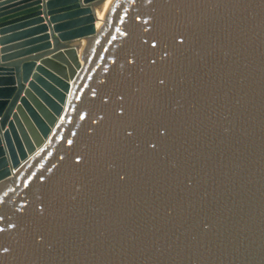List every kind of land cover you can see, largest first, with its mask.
<instances>
[{"label": "water", "instance_id": "obj_1", "mask_svg": "<svg viewBox=\"0 0 264 264\" xmlns=\"http://www.w3.org/2000/svg\"><path fill=\"white\" fill-rule=\"evenodd\" d=\"M103 1L0 0V264H264V0Z\"/></svg>", "mask_w": 264, "mask_h": 264}, {"label": "bare ground", "instance_id": "obj_2", "mask_svg": "<svg viewBox=\"0 0 264 264\" xmlns=\"http://www.w3.org/2000/svg\"><path fill=\"white\" fill-rule=\"evenodd\" d=\"M111 1L112 0H104L103 3L101 4V6L95 10V16H96L95 27H96V29L98 27H100V25L103 23V19H104L106 9L108 8Z\"/></svg>", "mask_w": 264, "mask_h": 264}, {"label": "crops", "instance_id": "obj_3", "mask_svg": "<svg viewBox=\"0 0 264 264\" xmlns=\"http://www.w3.org/2000/svg\"><path fill=\"white\" fill-rule=\"evenodd\" d=\"M19 12H20V11H19ZM15 13H17V12H14V13H12V14H15ZM9 15H11V14H9ZM30 27H33V26H30ZM12 31H14V30H12ZM12 31H11V33H14V32H12ZM17 31H20V30H17ZM17 31H16V32H17ZM19 41H22V40H18V41L15 40V42H13V43H16V42H19Z\"/></svg>", "mask_w": 264, "mask_h": 264}]
</instances>
